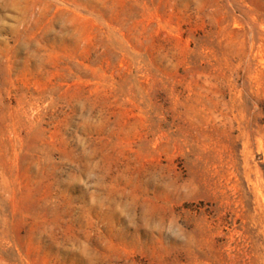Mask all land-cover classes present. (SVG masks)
I'll return each mask as SVG.
<instances>
[{"label":"rangeland","instance_id":"rangeland-1","mask_svg":"<svg viewBox=\"0 0 264 264\" xmlns=\"http://www.w3.org/2000/svg\"><path fill=\"white\" fill-rule=\"evenodd\" d=\"M0 264H264V0H0Z\"/></svg>","mask_w":264,"mask_h":264}]
</instances>
